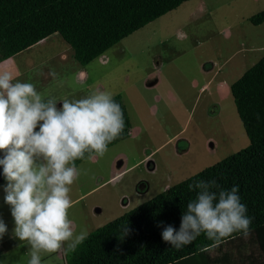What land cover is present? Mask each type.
<instances>
[{
	"label": "rangeland",
	"instance_id": "rangeland-1",
	"mask_svg": "<svg viewBox=\"0 0 264 264\" xmlns=\"http://www.w3.org/2000/svg\"><path fill=\"white\" fill-rule=\"evenodd\" d=\"M263 9L264 0H187L87 65L57 33L13 56L21 72L16 79L33 83L43 98L79 99L99 89L120 95L129 115L127 138L77 165L88 175L71 186L68 215L76 233L92 232L249 144L230 85L264 55V22L249 20ZM5 184L0 181V219L8 234L0 239V264H28L27 241L12 237ZM68 258L45 253L41 264Z\"/></svg>",
	"mask_w": 264,
	"mask_h": 264
},
{
	"label": "trees",
	"instance_id": "trees-1",
	"mask_svg": "<svg viewBox=\"0 0 264 264\" xmlns=\"http://www.w3.org/2000/svg\"><path fill=\"white\" fill-rule=\"evenodd\" d=\"M184 1L0 0V62L57 33L72 48L75 60L87 65ZM249 20L263 23L264 9ZM230 92L249 144L96 228L68 253L67 264H264V55L230 85ZM113 99L123 111L124 128L108 147L127 138L131 129L121 96ZM213 179L220 188L212 191L238 186L240 202L253 218V237L233 233L213 246L201 234L179 250L163 241L167 227L179 231L182 213L196 197L188 185ZM214 248L223 256L236 249L238 258H216L209 252Z\"/></svg>",
	"mask_w": 264,
	"mask_h": 264
},
{
	"label": "clouds",
	"instance_id": "clouds-1",
	"mask_svg": "<svg viewBox=\"0 0 264 264\" xmlns=\"http://www.w3.org/2000/svg\"><path fill=\"white\" fill-rule=\"evenodd\" d=\"M123 128V111L109 91L95 89L79 99L58 101L43 98L33 83L0 71L4 202L13 218L12 237L27 241L28 264H41L45 253L67 256L87 239V229L76 233L68 215L71 186L81 174L88 175L75 162L103 157ZM213 188H220L214 179L188 185L196 197L182 213L179 231L167 227L163 241L179 250L201 234L213 246L233 233L251 234L253 218L240 202L238 186L218 192ZM6 234L8 226L0 219V239Z\"/></svg>",
	"mask_w": 264,
	"mask_h": 264
},
{
	"label": "crops",
	"instance_id": "crops-1",
	"mask_svg": "<svg viewBox=\"0 0 264 264\" xmlns=\"http://www.w3.org/2000/svg\"><path fill=\"white\" fill-rule=\"evenodd\" d=\"M0 71H8L12 73L15 78L21 73L13 57H9L0 62ZM209 252L213 254L211 250H209Z\"/></svg>",
	"mask_w": 264,
	"mask_h": 264
},
{
	"label": "water",
	"instance_id": "water-1",
	"mask_svg": "<svg viewBox=\"0 0 264 264\" xmlns=\"http://www.w3.org/2000/svg\"><path fill=\"white\" fill-rule=\"evenodd\" d=\"M0 181H3L2 166H0Z\"/></svg>",
	"mask_w": 264,
	"mask_h": 264
}]
</instances>
